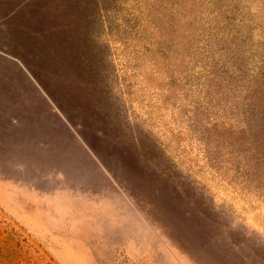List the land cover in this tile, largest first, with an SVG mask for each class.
<instances>
[{"label": "rangeland", "instance_id": "rangeland-1", "mask_svg": "<svg viewBox=\"0 0 264 264\" xmlns=\"http://www.w3.org/2000/svg\"><path fill=\"white\" fill-rule=\"evenodd\" d=\"M0 264H264V0H0Z\"/></svg>", "mask_w": 264, "mask_h": 264}]
</instances>
